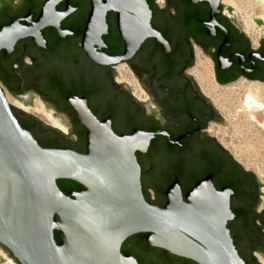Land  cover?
<instances>
[{
	"label": "flooded vegetation",
	"instance_id": "flooded-vegetation-1",
	"mask_svg": "<svg viewBox=\"0 0 264 264\" xmlns=\"http://www.w3.org/2000/svg\"><path fill=\"white\" fill-rule=\"evenodd\" d=\"M51 1L0 0V29L16 21L30 28ZM143 1L150 16L138 19L119 9L108 11L99 21L98 43L93 48L106 58L123 55L127 43L142 39L130 59L101 64L91 58L85 44L93 0H57L52 7L55 22L46 23L38 39H19L8 55L0 50L2 90L26 104L37 97L45 111L56 112L50 113L66 130L11 105L21 126L44 148L86 153L88 130L77 116L75 102H85L119 136L135 131L153 134L145 152H136L145 199L162 208L176 179L185 195L197 181L211 176L217 190L233 192L234 218L228 228L240 257L245 264H264V186L229 149L224 132L228 119L219 100L220 89L240 83L264 86V30L259 39L247 34L224 0L213 26L206 25L212 11L208 1ZM140 22H148L165 43L140 36L141 30L133 31L134 26L143 27L137 25ZM219 55L226 68H220ZM206 61L214 87L209 92L197 74L200 62ZM243 103L244 98L242 107ZM42 129L48 143L37 133ZM121 252L138 264H196L150 246L145 234L128 238ZM9 260L18 264L0 245V264Z\"/></svg>",
	"mask_w": 264,
	"mask_h": 264
},
{
	"label": "water",
	"instance_id": "water-1",
	"mask_svg": "<svg viewBox=\"0 0 264 264\" xmlns=\"http://www.w3.org/2000/svg\"><path fill=\"white\" fill-rule=\"evenodd\" d=\"M56 1L47 5L30 28L17 21L1 28L0 50L8 55L19 39L28 36L38 39L40 29L55 22L52 7ZM189 1H208L212 11L206 25L216 24L215 15L222 0ZM225 7L235 13L237 24L243 27L238 12L228 5ZM119 9L125 10L126 16L138 19L150 16L143 0H104V4L93 0L85 44L91 58L98 63L126 61L140 48L142 39L132 40L124 54L114 58H106L93 48L99 38L97 24L108 11ZM254 19L258 25H264L260 18ZM142 26H134L133 31L141 30L140 36H153L165 43L148 22ZM219 60L220 68H226L221 55ZM27 98L24 100L28 101ZM14 99L22 108L34 107L33 103ZM73 106L88 130L87 151L83 154L42 147L19 123L0 83V245L18 264H138L136 259L121 252L123 243L137 234H145L150 246L196 264H245L228 228L234 218L233 192L229 188L217 190L208 176L183 195L176 179L166 192L164 207L148 203L136 152H145L153 134L135 131L129 136H119L110 122H100L85 102L84 105L75 102ZM46 111L50 115L56 113L48 108ZM37 131L48 143L45 130ZM50 142L55 141L50 138ZM255 177L264 186V179ZM59 180L76 182L84 190L65 194L58 186ZM55 232L62 236L60 243Z\"/></svg>",
	"mask_w": 264,
	"mask_h": 264
},
{
	"label": "rangeland",
	"instance_id": "rangeland-1",
	"mask_svg": "<svg viewBox=\"0 0 264 264\" xmlns=\"http://www.w3.org/2000/svg\"><path fill=\"white\" fill-rule=\"evenodd\" d=\"M234 4L235 5L233 7L232 6L230 7L236 10L240 15L242 26L245 28L244 26L245 23L252 25L254 27V34L256 35V39H259L263 35L264 25H258L254 18H260L261 20H263L262 19V16H264L263 5L260 4L259 0H234ZM257 85H259V88L262 91L261 97H263L264 99V86H261L260 84ZM247 87H248V83H240L239 85L231 86L230 88H227L229 89L228 92L226 88L219 90V100L221 101L220 102L221 110L224 112V114L228 119L227 122L228 125L225 126L226 128H224V132L227 136L226 137L227 140L230 142V145H228L229 149L232 150L233 153L237 155L240 159H238L237 157L236 158L243 164L245 168L252 171L253 174L256 175L259 179H264V131L261 129L258 123L252 122L251 121L252 119L249 120V118L241 112L242 111L241 104L244 98L243 91ZM5 92L8 101L11 105L13 104L17 106L20 103L19 101L15 100L14 97L7 90H5ZM220 93L222 96L223 95L224 96L222 97ZM236 93H238L239 95H236ZM233 100L235 103L233 102ZM33 105L35 108L24 107L25 108L24 110H26L29 114L35 117L37 116V118L40 119V116L37 114L40 109L39 107H41L42 109L44 108L37 99H35ZM257 117L258 120H263L262 113H258Z\"/></svg>",
	"mask_w": 264,
	"mask_h": 264
},
{
	"label": "bare ground",
	"instance_id": "bare-ground-1",
	"mask_svg": "<svg viewBox=\"0 0 264 264\" xmlns=\"http://www.w3.org/2000/svg\"><path fill=\"white\" fill-rule=\"evenodd\" d=\"M260 4L263 5L264 7V0H259ZM224 3L229 5V6H234V0H224ZM246 19V18H245ZM262 19L264 20V16H262ZM253 21V20H252ZM251 21V22H252ZM245 26V31L247 32V34L253 36L256 39V35L254 34V27L248 23L244 24ZM259 28V27H258ZM256 31V29H255ZM259 33V32H258ZM261 34V33H260ZM211 68L210 65L208 64V62H200L199 67H198V72L197 74L200 76L203 86L206 89L207 92H209V89L212 88V76H211ZM212 86V87H211ZM214 88V87H213ZM212 91V90H211ZM226 91V89H225ZM229 91V89H227V92ZM236 91V90H235ZM239 91V90H238ZM244 92V93H243ZM242 93L244 94V107H241V112L243 114H245L249 120H251L252 122L258 123L261 127V129L264 131V99L263 97H261L262 95V91L259 88V85H257L256 83H250L248 84V87L243 91ZM216 93V92H215ZM224 94V93H222ZM230 94V93H229ZM218 95V94H217ZM221 95V93H220ZM226 95V94H225ZM236 95H239L238 93H236ZM222 96V95H221ZM224 96V95H223ZM222 96V97H223ZM233 96V95H232ZM241 96V94H240ZM239 96V97H240ZM236 97V96H235ZM238 98V97H237ZM236 98V99H237ZM226 99V98H224ZM228 99V98H227ZM233 99V98H232ZM223 100V99H222ZM224 101V100H223ZM251 101H253V103H250ZM221 102V101H220ZM234 102V100H233ZM223 103V102H222ZM227 103V102H226ZM225 103V105H226ZM235 103V102H234ZM238 103V101H237ZM231 105V104H230ZM229 105V106H230ZM17 106L21 107V104H18ZM228 106V107H229ZM239 106V105H237ZM234 107V106H233ZM24 108V107H23ZM39 111H38V115L40 116V118H42L43 120H45L46 122H48L49 124H52L56 127H59V125H57V123L55 122L54 118L52 115L48 114V112H46L44 109H42L41 107H39ZM229 112V111H228ZM258 113H262V117L263 120H258L257 114ZM233 120V119H231ZM63 130H66L64 127H62ZM236 157L238 159H240L237 155ZM2 255V254H1ZM6 264H15L12 260H9Z\"/></svg>",
	"mask_w": 264,
	"mask_h": 264
},
{
	"label": "trees",
	"instance_id": "trees-1",
	"mask_svg": "<svg viewBox=\"0 0 264 264\" xmlns=\"http://www.w3.org/2000/svg\"><path fill=\"white\" fill-rule=\"evenodd\" d=\"M13 111H15L13 109ZM58 186L61 189L62 192L65 194H68L72 190H78V189H84V187L76 182L70 181V180H59L58 181ZM146 200L150 203V199L146 198ZM55 239L59 243L62 240V236L60 232H55Z\"/></svg>",
	"mask_w": 264,
	"mask_h": 264
},
{
	"label": "built area",
	"instance_id": "built-area-1",
	"mask_svg": "<svg viewBox=\"0 0 264 264\" xmlns=\"http://www.w3.org/2000/svg\"><path fill=\"white\" fill-rule=\"evenodd\" d=\"M152 194V193H151ZM152 198H154L153 194H152Z\"/></svg>",
	"mask_w": 264,
	"mask_h": 264
}]
</instances>
